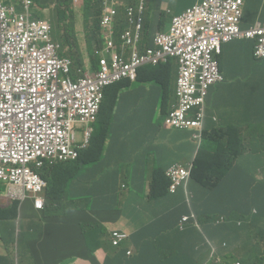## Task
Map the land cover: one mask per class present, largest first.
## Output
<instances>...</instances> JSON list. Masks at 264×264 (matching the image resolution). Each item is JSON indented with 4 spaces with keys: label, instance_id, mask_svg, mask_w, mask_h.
<instances>
[{
    "label": "built area",
    "instance_id": "obj_1",
    "mask_svg": "<svg viewBox=\"0 0 264 264\" xmlns=\"http://www.w3.org/2000/svg\"><path fill=\"white\" fill-rule=\"evenodd\" d=\"M244 4V0H203L174 16L170 30L156 35L154 47L134 51L127 58L122 49L142 39L146 12L144 3L129 7L127 15L135 32L121 35L120 49L106 37L97 80L88 76L76 80L77 69L64 56L62 44L53 40L51 25L34 19L28 4L26 12L17 13L0 0V182L23 188L34 197L35 207L43 209L47 184L28 165L41 168L44 160L76 159L72 123H84L88 142L101 111L98 90L123 80L135 81L142 66H158L169 59L177 61L179 77L176 104L167 123L175 130L202 134L206 98L211 88L224 82L216 59L224 46L256 41L255 60L264 61V25L242 29ZM116 16L117 10L108 12L105 35ZM73 99L79 118L70 114ZM194 110L200 112L191 118ZM126 237L114 233V244Z\"/></svg>",
    "mask_w": 264,
    "mask_h": 264
},
{
    "label": "crops",
    "instance_id": "obj_2",
    "mask_svg": "<svg viewBox=\"0 0 264 264\" xmlns=\"http://www.w3.org/2000/svg\"><path fill=\"white\" fill-rule=\"evenodd\" d=\"M8 6L15 9L17 13L26 12V5L30 6L32 17L36 20L46 21L52 27V38L58 42V39L63 35V31L58 26L60 18L59 1L53 0L55 11H48L47 3L50 0H1ZM83 3V0H76ZM202 0H102V11L108 13L111 10H117V16L114 19V24L105 36L112 38L116 45L121 47L120 34L129 31L134 33L135 28L130 25L127 10L129 7H139L142 3L146 6L144 14L146 31L143 30L142 39L135 46H126L124 54L127 58L131 57L134 51H140V44L147 41L145 49L155 46L154 39L161 32L153 21L154 14L158 15L156 20L167 18L170 20L166 32L172 23V19L176 15L184 13L189 7L201 2ZM246 1V0H245ZM256 6V10L261 3ZM44 19H41L40 17ZM54 17V18H53ZM264 25V14L256 21ZM256 24V23H255ZM144 34H147L144 40ZM103 41V42H104ZM250 41H237L231 45L224 47L223 53L227 59V65L222 68L223 76L226 78V83L217 85L211 88L208 99L206 101L204 131L202 134H216L218 128L224 127V130L230 132L236 141H240L242 149H264V134H256V139L246 136L247 133L255 134L256 123L264 122V62L256 63L252 51H246ZM60 43V42H59ZM143 50V51H144ZM222 53V54H223ZM97 56L99 50L96 48ZM177 82V81H176ZM175 80L172 85H176ZM131 82H127L130 84ZM139 95L138 89L133 93L127 102L118 105L112 114V118L116 121H124L130 128L129 133H113L115 139V147L111 153L115 164H122L130 173L135 171H143V163L147 156L151 159L148 161V177H141L146 181L143 188L149 190V181L151 174L158 168L165 169L174 163H185L191 161L196 154L195 145L189 142L188 134L184 137L181 133H191L189 131L174 130L168 135L154 136V133H166L163 129H158L154 126L157 118L163 122L165 115L159 116V110H153L149 115V110H142L145 107L144 103H140L137 99ZM172 99L175 100V95L172 92ZM157 102H161L159 99ZM76 100L70 104V114L74 117H80L79 110L75 108ZM248 108L253 116V126L250 129H241V134H234L238 129L239 122L242 119V113ZM199 110H194L190 117L196 118ZM144 116L147 118L148 124L144 131ZM153 124V125H152ZM100 133L97 135V139ZM94 136V137H95ZM111 138V136H110ZM109 146V145H108ZM106 146V148L108 147ZM237 148H240L238 146ZM88 150V149H86ZM158 160L155 161L154 158ZM93 158L92 150L84 156L78 164L79 167L67 174L69 182L60 178L61 183L66 182V190L73 189L78 198H88L102 200L106 197L108 190H114L119 186L121 180L115 181L113 175L107 171L98 173L97 164L91 163ZM242 166V171L246 174L242 176L248 181L256 180V165L254 164H239ZM73 173L78 174L72 178ZM79 179H91V182L86 186H81ZM148 182V184H147ZM142 187V184H141ZM48 190V189H47ZM46 190V193H47ZM244 189L240 190V193ZM114 196V195H113ZM222 196L211 198L209 200L210 207L213 210L214 203H220ZM30 204L20 206L18 218L12 222L0 223V234L7 230L6 240L0 238V255H5L13 251L14 239L19 236L16 232L22 227L24 238L23 243L28 242L31 250V256L34 258L33 264H114L110 260H114L115 249L111 243V231L123 230L132 233L138 226V222L143 225H148L154 218H159L163 214L168 213L176 207V199L165 198L154 205L147 204L145 208L149 215L142 217L136 211L134 204L137 202L131 196L122 195L116 198L115 202L123 205L119 208L114 203L115 210H104L101 208L92 212H70L62 219L50 218L45 213L37 211L34 208L32 199H29ZM20 219H25V222L20 224ZM85 223H96L102 225L106 229L105 236L101 237V232L92 234L89 240L83 232L82 225ZM87 243H92L94 249L89 248ZM19 247L16 241V248ZM247 250L243 249L240 243L236 245V254L240 257L246 255ZM109 261L105 262V261Z\"/></svg>",
    "mask_w": 264,
    "mask_h": 264
},
{
    "label": "trees",
    "instance_id": "obj_3",
    "mask_svg": "<svg viewBox=\"0 0 264 264\" xmlns=\"http://www.w3.org/2000/svg\"><path fill=\"white\" fill-rule=\"evenodd\" d=\"M260 2L261 0H244L245 4L242 20L243 30H248L249 28L253 27L255 23L257 24L256 21L263 16V2L256 10V6ZM77 6H79V10L82 13V22L83 26L85 27V53L82 52L77 39V37L81 34L82 29H80L77 24H74L73 22V17L77 10ZM59 11L60 18L58 20V26L63 31V35L58 39V42H60L63 46L64 56L72 62L74 69H77L76 80L83 79L87 76L97 80L96 74L98 72L97 69L99 68L100 58L95 53L96 48L98 50L103 48V41L101 39L100 32V17L101 14L104 13L102 11V0H83V3H79L76 0H60ZM157 18L158 15L154 14L153 21L155 22V25L161 32L166 33L170 20L165 17L156 20ZM171 26L172 23L169 27V30ZM146 29V27L143 28L145 31ZM146 37L147 34H144V40ZM146 44L147 41H143L140 44V50L142 52L145 49ZM256 44V41H250L246 51L248 52L250 50L254 55ZM253 58L255 60V57ZM216 59L223 75L222 68L226 67L227 59L225 58L224 53L220 56H217ZM255 61L256 63L264 62L257 60ZM159 75L163 79L169 91L167 92L165 89L154 87L151 91L146 90L144 85L147 83H152V81L158 79ZM178 77V63L175 59H169L166 63L158 66H142L138 70V76L135 81L123 80L98 90L101 111L99 116L96 118L94 126L95 133H100L98 136L102 139L98 140L96 138L97 135H94L95 137L90 143V149L92 150L93 155L91 163L97 164L99 168L98 173L107 171L113 175L114 179L118 178V174L115 170L116 164L112 161L113 158L111 156V153L115 147L113 133H129L130 128L124 121L114 120L112 118V114L113 110L121 103L127 102L137 89L139 91V95L137 97L138 101L145 104V107L142 108V110H149V115L153 113V110H159V116L161 114L165 115L163 122L157 118V122L154 124V126L158 129H163L166 133H154V136L158 137L168 135L169 132L175 130L174 126L167 123V120L170 117L171 112L174 110L176 104V100L172 99V92L176 97V85H172V81L175 80L176 82ZM226 81V78H224V82L217 85H223L226 83ZM127 82L131 83L127 84ZM159 99H161V102H157ZM207 99L208 97L206 98V101ZM206 101L204 106L206 105ZM204 110L206 111V108H204ZM149 115H143L145 120L144 131L148 124L147 118ZM253 116L254 115L250 113L249 109L246 108L245 112L242 113V119L239 122L238 129L235 130L234 134H241L240 131L242 128L251 130L253 126V123H251ZM176 130L191 132L190 130L183 129ZM216 134L221 140L226 141L228 149H235L240 145V141H236L235 137L230 134V132L225 131L223 126L217 129ZM245 134L251 133L246 132ZM255 134H264V122L256 123ZM106 146L108 147L106 148ZM89 150L87 152H82L83 158L89 152ZM243 153V151L223 152L214 149L203 150L200 154V157L196 158L194 161L192 178L193 188L197 189L198 192L208 195L204 188V180L206 176L216 172H226V170L230 171L232 167L226 162L233 163ZM256 155H260L257 159H255L256 173L262 172L264 175V150H256ZM254 156L255 155L252 157ZM148 161H150L149 156L142 160L144 167L143 171L138 170L132 172L128 175L127 179H125L130 191H136V194L139 195L148 193V191L143 188V184L145 186L146 181L141 179V177H148ZM54 162L56 163L52 165H50V162H46L45 167L39 171L42 178L48 182L46 208L44 213L50 218H56L60 220L61 217L66 216L69 211L78 210V212L82 213H85L86 211H95L94 207H96V201H93L90 197H82L79 199L78 196H76L73 189L75 182L71 184L70 189L77 201L68 197L69 192L63 191L66 183L62 184L60 178L69 182L67 174L78 168L79 164L77 162L66 164L60 161L57 162L56 160H54ZM74 177L78 179V174L73 173L72 178ZM156 179L157 174L153 172L149 181L150 197H152V194L154 195L160 192V186ZM79 183L81 186H84L80 181ZM193 203L194 206L199 208V206L202 204V201L195 197ZM241 208L245 226L235 232H232L228 229L229 224L216 226L213 232V234H215L214 237L204 231L203 224L208 221V216H206L204 213H200L199 211L196 212L198 226L195 222L191 221L184 231L178 228V222L181 218V215L186 211H182L175 222L170 224L160 221V219H155L148 226L140 229L138 233L133 234V245L131 247L133 248V253L131 255H128L129 247H123L115 252L114 260L110 261L114 264H191L192 259L190 255L182 248H198L204 245L208 240L213 241L217 239V236H220L223 239L221 242H226L228 244L227 249L231 250V246L234 245L235 240L239 238L241 234H251L255 227L257 229V225L261 218H264V181L259 183V185H256V193L251 192L242 200ZM19 209V201H12L9 203V205L7 204L6 207L0 206V219L12 222L18 218ZM254 210H256V219L258 220L257 222L255 221L252 223L254 219L252 216V211ZM82 228L86 236V240H89L92 234H97V236L100 237L98 231L101 232V237H103L107 232L103 226L96 223H85L82 225ZM151 231H156L158 240L153 237ZM1 236L3 240H6L7 230L2 231L0 238ZM22 240H24V238L22 237V234H19V236L13 241L15 245L13 251L5 255H0V264L34 263V258L31 256V250L28 242L23 243ZM16 241H18L19 244V247L17 248ZM171 245L172 247L167 254L160 251V249H165ZM87 246L94 249L92 243H87ZM247 246L248 243L243 244V249L246 250ZM234 253H236V251H234ZM233 256L235 257V255ZM235 258L238 261L240 259L242 264H264V260L252 249H250V251H248L245 256H236ZM105 262L109 263L108 260Z\"/></svg>",
    "mask_w": 264,
    "mask_h": 264
},
{
    "label": "clouds",
    "instance_id": "obj_4",
    "mask_svg": "<svg viewBox=\"0 0 264 264\" xmlns=\"http://www.w3.org/2000/svg\"><path fill=\"white\" fill-rule=\"evenodd\" d=\"M107 17H108V13L106 12L102 13L100 17V29H101L100 32H101L102 41H104L103 38L105 36L106 31L109 28ZM122 34H120V41ZM105 42L106 40L103 42V48L99 50L98 56L100 58V61L102 59V51L105 48ZM118 48L120 49V46H118ZM99 67H100V63H99ZM94 123H92L93 133H91V137L88 142H86V133H85L86 126L84 125V123L80 120L72 123L71 133H75V142H76V149L78 151V156L74 160L67 159V162H62V163H66V164L76 163V162L79 163L81 159L83 160L82 152L84 151L87 152L90 149L91 147L90 143L94 139V135H93L95 133ZM76 133H83L82 137L78 139ZM185 134L189 135L188 136L189 142L195 145L196 148L195 156L192 157L191 161L185 163H174L168 168L165 169L158 168L157 170L153 171L154 173L157 174L156 180L160 186L159 189L160 192L154 195L152 194L149 203L150 205H154L165 198L167 199L174 198L176 199V207L174 209H171L168 213L163 214L161 217L152 219L150 223L155 219L157 220L160 219V221H164L170 224L175 222V220L181 214L182 211H186L181 215V218L178 222V228L184 231L191 221L195 222L196 225L198 226L197 224L198 219L196 216V212L199 211L200 213H204L206 216H208V221L205 224H203V229L207 234L213 237L215 236L213 232L216 226L229 224L228 229L231 230L232 232L242 229L245 226L242 217V208H241L242 200L249 193L251 192L256 193V185H259V183L264 181V175L262 174V172L257 173L255 181H253L252 179L251 181H248L247 179L242 180V176L245 175L246 173L242 171L241 169L242 166L239 164L247 163V164L256 165L255 159H257L258 156H260V155L258 156L256 155V150L263 151L264 149H252V150L242 149L241 143L239 145L240 148L228 149L226 141L221 140L220 137L217 136V134L181 133L183 137ZM246 136H250L256 139V134H246ZM209 149L219 150L223 152L243 151L244 153L233 163L226 162L230 164L232 167L230 171L226 170V172H216L214 174L206 176L204 180V188L208 193V195H206L201 192H198L197 189L193 188L192 178H193L195 159L200 157V154L203 150H209ZM253 155L255 156L252 157ZM154 159L155 161L158 160L156 157ZM46 162H50V165L56 163V162L53 163L50 160H44V165L41 168H37L34 164H29V163H26L25 165L17 164L15 165V167L16 166L23 167L29 164L28 166L30 167V169L40 175L39 171L45 167ZM115 170L116 173L118 174V178H116L115 181L121 180V182L119 186L116 187V189L108 190L106 192V197L104 199L102 200L92 199L93 201H96V207H94L95 210H99L101 208H104V210H109V209L115 210L114 203H116L115 202L116 198H120L122 195L128 197L131 196L132 193L134 194L137 193L136 191H130L129 186L125 181V179H127L128 175L130 174V171H128L127 168L122 164H116ZM44 181L46 182L47 187L42 195L44 199L43 209H37L35 207L34 197L29 193L25 194L26 190L20 187L11 188L9 185H6L4 183L7 187L6 193L10 197V200H8L9 202L7 204L9 205V203L12 201H19L20 206H22L23 202L32 199L34 208L37 211L44 213L46 208V190L48 189V182L46 180ZM79 181L84 186H86L91 182V179H79ZM241 189H244V191L240 193ZM63 191L69 192L68 197L76 200L71 189L68 188L66 190V185ZM218 196H222V201L220 203H214L213 210L208 209V207H210V204H208L209 200L211 198H215ZM195 197H197L198 200L202 201V204L201 206H199V208L194 206L193 202ZM7 204L0 206L6 207ZM116 204L119 207L117 208V210L123 208L122 204L120 203H116ZM70 212H78V210L69 211L68 213ZM252 216L254 217L252 223H254L255 221L257 222L258 219H256L257 216L256 210L252 211ZM62 218L63 217H61V219ZM2 222L5 223L8 221L0 219V223ZM148 225H143L141 224V222H138V226L133 230L132 233L123 230L111 231L110 232L111 243L113 244L115 251L123 247H129L128 255H131L133 253V248H131L133 245V238H132L133 234L138 233L140 229ZM16 232L18 234H22L23 233L22 227L19 228L18 231L16 230ZM114 233L127 234V237L123 241H121L118 245H116L114 244ZM151 234L153 235L154 238L158 240L156 231L155 232L151 231ZM247 234H241L240 237L235 240L234 245L231 246V250L227 249L228 244L226 242H221V240L223 239L220 236H217V239L213 241L208 240L204 245L195 249H184L182 247L181 248L190 255L192 259L191 264H242L240 259L238 261L235 258L238 255L234 253V251H236L235 248L238 243H240L241 246H243V244L245 243H248L247 247L252 249L264 260V218L262 217L261 220L259 221L257 225V229L255 227V229L251 234H249V236ZM251 237L252 238L256 237V239L258 237L260 238L254 242L250 240ZM171 247L172 245L165 249H160V251L162 253L167 254L170 251ZM250 249L248 251H250ZM233 255H235V257Z\"/></svg>",
    "mask_w": 264,
    "mask_h": 264
},
{
    "label": "rangeland",
    "instance_id": "obj_5",
    "mask_svg": "<svg viewBox=\"0 0 264 264\" xmlns=\"http://www.w3.org/2000/svg\"><path fill=\"white\" fill-rule=\"evenodd\" d=\"M53 4H54L53 0H50L47 3L48 11H50L52 13H54V11H55ZM76 9L77 10L74 14L73 22H74V24L76 23L80 29H82L81 34L77 37V39H78V42L80 44L82 52L85 53L86 52L85 37H84L85 27L83 26L82 13L79 10V6H77ZM40 18L44 19L42 16ZM153 87L159 88V89H165L167 92L169 91L160 75H159L158 79H156L155 81H152V83H147L144 85V88L148 91H151ZM82 134L83 133H76L77 138L80 139L82 137ZM6 189H7L6 185L4 183L0 182V205H6L9 202L8 200H10V197L6 193ZM131 195L135 199V201L137 202L136 204H134V207H135L136 211L138 212V214L141 215L142 217H147L149 215V212L145 208V205L150 203L149 193H146L144 195L132 193ZM22 204L25 207L28 204H30V202H29V200H27V201L23 202ZM19 222H20V224H22L23 222H25V219H20ZM247 235L249 236V234H247ZM260 237H258L257 239H256V237H253V238L251 237L250 240L255 242ZM2 249H3V247L1 245L0 250H2Z\"/></svg>",
    "mask_w": 264,
    "mask_h": 264
}]
</instances>
